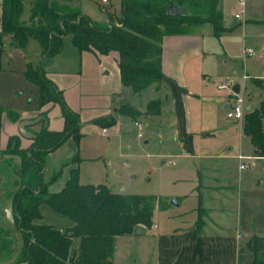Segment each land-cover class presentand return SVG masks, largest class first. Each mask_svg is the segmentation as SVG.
Listing matches in <instances>:
<instances>
[{
    "label": "trees",
    "instance_id": "16d2710c",
    "mask_svg": "<svg viewBox=\"0 0 264 264\" xmlns=\"http://www.w3.org/2000/svg\"><path fill=\"white\" fill-rule=\"evenodd\" d=\"M25 17L27 20L23 21ZM222 20L220 0H121L120 26L111 28L96 26L80 11L49 0H2L0 30L1 35H11L13 45L19 49H24L30 39L37 41L45 56L58 54L66 36L71 37L78 53L107 55L116 52L122 86L141 97L145 89L159 86L164 79L161 70L163 37L183 35L204 25L212 26L214 35L219 37L225 31ZM24 75L39 89V128L33 131L34 138L28 147L21 146L18 136H11L6 148L0 151V172L3 162L7 165L15 162L5 156L20 159L12 171L5 166L3 169L6 175L10 172L17 175L24 186L23 192L19 191L16 196L19 200L17 216L20 228L28 235L15 264H113L115 238L135 233L137 226L150 227L151 200L112 193L103 184H81L77 152L82 137L79 115L69 108L62 91L40 68L28 65ZM55 105L60 108L63 121L60 131L50 130L47 125L48 108ZM117 111L134 122L142 116L125 101L120 102ZM160 111L158 100L149 101L144 115L155 117ZM11 120L17 122L19 117ZM92 123L107 129L115 126L116 119L98 118ZM243 133L250 139L253 156L264 158V98L257 109L245 113ZM67 140L74 144V157L45 181L47 156ZM66 167L71 168L63 188L51 192L50 186L62 176ZM43 204L66 217L71 227L57 230L37 224L42 220L39 207ZM245 249L253 257L251 264H264V237L250 238ZM243 257L240 252L239 262Z\"/></svg>",
    "mask_w": 264,
    "mask_h": 264
},
{
    "label": "crops",
    "instance_id": "0c3cea01",
    "mask_svg": "<svg viewBox=\"0 0 264 264\" xmlns=\"http://www.w3.org/2000/svg\"><path fill=\"white\" fill-rule=\"evenodd\" d=\"M49 1L64 8L67 7L77 10V8L71 6V0ZM224 1L225 0H220V9L223 19ZM1 2L2 0H0V15ZM233 2L235 4V14L238 10L237 0H233ZM101 3L104 4L102 0ZM120 3L121 0L116 2L117 14L115 13L109 16L105 21V25H100V27L108 28V25L114 22L119 23ZM106 5H108V0ZM263 5L264 0H248L245 6L246 11L243 24L241 20H236L234 16L233 18L235 21L242 24L243 30L247 27H259L262 24L256 23L257 21H261L256 19V13L259 10H263ZM82 15L90 19L88 15ZM26 20L27 17L23 18V21ZM224 30L225 31L221 35H223L228 28L224 27ZM204 34L211 35L217 39L221 37V35L219 37L214 35L212 26L210 25L192 28L188 33L183 35L163 37L161 43V70L164 79L159 86L153 85L145 89L141 93V97H137L129 88H124L122 86L118 68V54L116 52H110L107 55H101L95 52L78 53L73 47L70 37V45L72 48H70L69 44L66 42L65 46L63 45L62 50L58 54L54 56H45L37 43L41 56L40 69L44 71L47 79L62 91L66 104L80 117L81 139L85 134L100 133L102 136H105L110 129L117 131L119 117H124L119 115L117 111L121 101L129 103L144 115L146 104L149 101L158 100L161 107L162 92L167 89L171 91V94L174 93L173 101H175V105L176 99L179 100L181 114L176 118L175 127L177 126V133L180 137V141L177 142L175 137V144H172L176 146L179 145L178 154H176L177 159H179L178 161L182 160V162L179 163L186 165L192 162V167L189 170L193 169L197 172L198 178L192 191L196 192V198L199 200L198 210L196 209V212H198L196 216H192L193 219L189 221V225L182 226L181 228L157 229L158 231L155 234L148 237L147 240H149V244L145 249L147 252L146 254L152 257V260L149 258L145 262V256H143L142 260L136 258L134 264H251L253 257L246 251V244L248 240L254 236L264 237V220L261 222V218L263 217L264 219V212L262 210V208H264V198L248 194L242 195V178L240 176L239 178L233 176L235 165H238V167L240 166L238 156L245 157L246 160L244 161L252 160L253 162H264V158L253 156L254 149L250 139L243 133V122H240V141H242L243 138L249 141L251 147L250 156H246L242 153L241 144L237 147L234 155H230L233 149L229 148L227 151L228 154L221 155L215 153V155H208L205 153L204 156H199L192 141L195 139L194 137L196 134L190 131L186 126L187 108H183L182 98L186 96L184 99L185 101H187L188 98H201L197 92H199L198 88H201L199 86H203V82L201 81L204 76L202 71V69H204L203 63L207 59L206 51H210V49L207 50L204 43ZM66 37L63 38V43ZM31 40L33 39H30L28 43ZM26 47L22 50H25ZM212 56V52H208V63L210 64L214 61V57ZM246 59L256 60L257 58ZM258 59H261V56L258 57ZM243 77L234 83L237 89L243 88L246 100V112H249L257 109L260 103L258 106H253L251 104V102H253L254 92L247 89L245 84L249 80L248 78L243 80ZM255 78L257 79H254L252 82L255 88H264V77L260 75L255 76ZM256 82L261 83V85ZM217 91L219 93L225 92L219 91L218 89ZM249 94L251 95L248 96ZM228 98L229 100L227 99L224 105L226 112L231 103V97ZM248 108L250 109L247 110ZM39 112L41 111L37 104L20 115H15L13 113L14 116L19 117V121L17 122L11 120V118L14 117L12 113L10 116L0 118V151L6 148L8 139L11 136H18L21 139V146L23 148L28 147L32 139L23 138L19 134V125L23 121L36 120L40 117ZM160 115L161 111L160 114L155 117L144 115V120L149 121L150 119L158 118ZM108 117L116 119L115 126L102 129L92 123L95 119ZM139 118L135 122L131 121L133 127L136 129H140L135 126V123H141ZM228 122L239 123L230 120H228ZM47 125L50 130H62L63 121L60 108L57 105L48 108ZM38 128V123H36L26 126L25 130L33 135V131H36ZM199 134L203 136H212L210 133L206 134L200 132ZM148 143V141L145 142V144ZM75 153L76 149L73 142L67 140L55 152L49 154L46 159L44 170V174L48 170L49 175L45 181H47L50 175L57 171L62 165L69 164ZM6 158L14 159L15 162H19L17 157L7 156ZM195 160L198 161L200 167L194 165ZM15 162H12V164L15 165ZM161 165L171 168L175 166V163L173 162L172 166H168L167 162L163 161ZM256 166L257 165L253 163V171L259 166V170L255 171V173H257V176L263 175L264 164L262 166ZM69 168L71 167H66L63 170L62 176L50 186L49 190L51 192H59L63 188ZM177 168L179 170L181 166ZM246 168L242 170L239 168V171L243 172ZM185 199L188 200V197ZM178 202L180 206L181 201ZM169 206L177 207L178 203L177 206L170 204ZM247 207L250 208L249 216L245 215ZM142 229L143 228L124 237L133 238L137 235H143ZM119 237H116L115 240ZM240 252H242L244 256L241 262H239ZM114 255L115 252L113 254V264H116Z\"/></svg>",
    "mask_w": 264,
    "mask_h": 264
},
{
    "label": "rangeland",
    "instance_id": "374dc122",
    "mask_svg": "<svg viewBox=\"0 0 264 264\" xmlns=\"http://www.w3.org/2000/svg\"><path fill=\"white\" fill-rule=\"evenodd\" d=\"M118 1L108 0L106 5L101 0H71V6L77 8L81 14L88 15L92 24L100 26L105 25L109 16L117 14ZM247 2L248 0L246 5ZM234 8L233 0L224 1L223 24L228 30L219 39L204 34V43L207 50L212 52L214 61L212 64L208 63L210 51H206L207 59L202 69L204 76L200 78L203 86H199L201 88L197 92L201 98H188L187 101L184 100L186 96L182 98L183 108H187L186 126L196 134L192 141L199 156H204L205 153L228 154L229 148L233 149L230 155H234L240 144L242 153L250 156L249 141L246 138L240 141V123H230L226 118L224 105L229 100L230 93H219L216 89L218 85L236 82L246 76L249 81L245 86L254 92L251 104L258 106L264 97L263 88H255L252 83L257 79L255 76L264 77V5L263 10L256 13V19L261 20L256 23L262 25L244 30L242 24L245 12L241 24L233 18ZM66 42L72 48L70 36L65 38L64 46ZM243 48L254 49L261 59L244 58ZM40 62V49L36 41L31 40L26 49L22 50L14 47L10 35H1L0 30V118L10 116L11 113L13 116L20 115L38 104L39 89L25 78L24 73L28 65L34 69L40 68ZM173 94L169 89L162 92L161 115L149 121L144 120V115L140 116V129L134 128L130 119L119 117L117 131L110 129L105 136L100 133L85 134L79 142L78 167L81 184H104L112 193L132 194L151 200L150 227L137 226V231L143 228V235L133 238L120 236L114 241L116 264H134L136 258L142 260L143 256L145 262L149 258L152 260L145 251L149 244L148 237L162 228L189 225L192 216H196L198 212L196 209L198 210L199 200L196 192L192 191L198 178L197 172L189 170L192 162L186 165L179 163L182 162L176 157L179 145L172 144L175 137L177 142L180 141L175 121L181 114V105L178 99L175 105ZM200 132L210 133L212 136H203ZM138 133L143 137L138 138ZM146 141L149 143L145 144ZM169 149L171 150L168 151ZM163 161H173L175 166L165 167L161 165ZM243 163L247 166L245 171H239L238 165H235L233 172L234 177L242 178V195L264 198V173L260 176L255 173L260 168L258 165L262 166L264 162L248 160ZM253 163L258 166L254 171ZM194 165L200 167L197 160ZM178 166L181 169L178 170ZM48 175L47 170L44 180ZM172 200L178 203L177 207L169 206ZM178 201H181L180 206ZM262 210L264 212V208ZM249 211L250 208L247 207L246 216H249ZM39 212L42 220L36 222L37 224L48 225L57 230L71 227L72 223L66 217L55 213L47 204L41 205ZM263 220L262 217L261 222Z\"/></svg>",
    "mask_w": 264,
    "mask_h": 264
},
{
    "label": "flooded vegetation",
    "instance_id": "af4514ba",
    "mask_svg": "<svg viewBox=\"0 0 264 264\" xmlns=\"http://www.w3.org/2000/svg\"><path fill=\"white\" fill-rule=\"evenodd\" d=\"M4 166L11 171L15 169L12 163L7 165L3 162L0 172V264H15L24 249L28 235V232L20 228L17 216L19 200L17 201L16 196L19 191L23 192L24 186L21 185V180L17 175L11 172L6 175ZM16 170L21 172V169ZM15 182H17L16 186Z\"/></svg>",
    "mask_w": 264,
    "mask_h": 264
},
{
    "label": "built area",
    "instance_id": "2783aa9c",
    "mask_svg": "<svg viewBox=\"0 0 264 264\" xmlns=\"http://www.w3.org/2000/svg\"><path fill=\"white\" fill-rule=\"evenodd\" d=\"M104 4L107 3V0H102ZM246 0H237V12L233 15L236 20H242L244 12H245V3ZM113 26L119 27L120 24L117 22H114L111 25H108V28H111ZM242 55L244 58H258L260 57L257 52L254 49L251 48H243ZM247 77H243V80H246ZM236 84L234 82H231L229 84H220L217 86V89L219 91H228L230 93L231 97V103L229 104V107L227 109L226 118L230 121L235 122H242L244 119V115L246 112V100L243 93V88L235 89ZM135 126L137 128H140V125L135 123ZM138 138H142L141 133H138ZM238 160L240 161L239 168L242 170L246 168V165L243 163L244 160H246L243 156H238ZM168 166H172L173 162H167Z\"/></svg>",
    "mask_w": 264,
    "mask_h": 264
},
{
    "label": "water",
    "instance_id": "95a60500",
    "mask_svg": "<svg viewBox=\"0 0 264 264\" xmlns=\"http://www.w3.org/2000/svg\"><path fill=\"white\" fill-rule=\"evenodd\" d=\"M168 15H170V14L168 13ZM249 109H250V108H248L247 110H249ZM40 119H41V118L39 117V118H37L36 120H33V121H23V122H21L20 125H19V134H20L23 138H26V139H33L34 136H33L32 134L28 133V132L25 130V127H26V126H29V125H34V124L38 123V122L40 121ZM18 160H20V159L18 158ZM170 205L177 206V202H176L175 200H172V201L170 202Z\"/></svg>",
    "mask_w": 264,
    "mask_h": 264
}]
</instances>
